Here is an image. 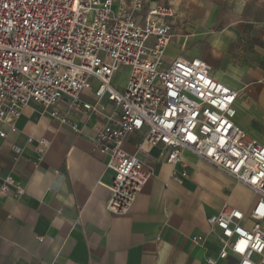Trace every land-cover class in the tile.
Segmentation results:
<instances>
[{
    "label": "crops",
    "instance_id": "0c3cea01",
    "mask_svg": "<svg viewBox=\"0 0 264 264\" xmlns=\"http://www.w3.org/2000/svg\"><path fill=\"white\" fill-rule=\"evenodd\" d=\"M155 3L148 0L147 7ZM174 14L172 9L165 18L174 40L168 46H176L175 54L166 48L167 60L200 57L209 63L211 76L237 91L235 124L264 145V0L199 2L177 25ZM82 97L94 100L90 90ZM102 101L111 113L113 103ZM51 108L30 100L15 130L0 125L6 132L0 169L25 187L20 197L0 193V264H207L206 257L237 264L233 255L218 257L220 244L208 234L207 218L224 204L250 209L257 198L252 189L189 149L169 165L161 146L142 143V130L123 146L134 153L142 144L148 156L138 153L150 176L128 213L109 214L113 171L95 145L104 117L62 102L57 109L70 120L63 123L51 117ZM42 137L46 147L37 142ZM13 147L20 149L16 160ZM195 234L208 235L197 244Z\"/></svg>",
    "mask_w": 264,
    "mask_h": 264
},
{
    "label": "built area",
    "instance_id": "2783aa9c",
    "mask_svg": "<svg viewBox=\"0 0 264 264\" xmlns=\"http://www.w3.org/2000/svg\"><path fill=\"white\" fill-rule=\"evenodd\" d=\"M114 2L0 0V125L15 130L14 121L30 100L52 107L51 117L63 123L70 120L57 109L62 102L102 115L95 145L113 171L105 205L109 214L128 213L150 176L138 153L148 156L142 144L134 153L125 150L128 135L144 130L142 143L161 146L171 166L181 161L183 149L191 150L257 197L248 210L224 204L207 218L208 234L220 244L218 257L264 264V145L233 121L237 91L214 79L200 57L167 60L170 6L119 0L114 8ZM121 67H128L129 75L118 88L112 79ZM85 90L93 92V101L82 97ZM103 99L113 103L111 113ZM5 135L0 128V138ZM37 142L47 146L43 137ZM13 149L16 160L20 149ZM7 192L20 197L25 187L0 169V193ZM208 234L191 240L201 243Z\"/></svg>",
    "mask_w": 264,
    "mask_h": 264
},
{
    "label": "rangeland",
    "instance_id": "374dc122",
    "mask_svg": "<svg viewBox=\"0 0 264 264\" xmlns=\"http://www.w3.org/2000/svg\"><path fill=\"white\" fill-rule=\"evenodd\" d=\"M156 3H163L167 4L169 3L175 12L173 16V21L175 25H177L180 21L181 14H184V17L187 18L188 14L190 12V9L195 7L199 2L206 3L208 0H152V2ZM168 5V4H167ZM173 39L170 41L173 43ZM167 51L169 53L176 52V46L170 45L167 47ZM175 54V53H174ZM169 57L168 54H166V58ZM129 75V68L128 67H121L114 75L113 77V84L116 87H123L125 82L127 81Z\"/></svg>",
    "mask_w": 264,
    "mask_h": 264
},
{
    "label": "bare ground",
    "instance_id": "6f19581e",
    "mask_svg": "<svg viewBox=\"0 0 264 264\" xmlns=\"http://www.w3.org/2000/svg\"><path fill=\"white\" fill-rule=\"evenodd\" d=\"M168 46V45H167Z\"/></svg>",
    "mask_w": 264,
    "mask_h": 264
}]
</instances>
